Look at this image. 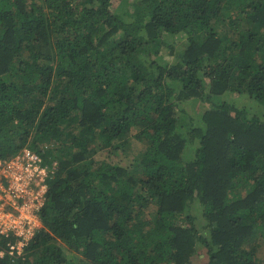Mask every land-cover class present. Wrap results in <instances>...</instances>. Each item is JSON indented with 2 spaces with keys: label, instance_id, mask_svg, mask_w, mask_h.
<instances>
[{
  "label": "trees",
  "instance_id": "trees-1",
  "mask_svg": "<svg viewBox=\"0 0 264 264\" xmlns=\"http://www.w3.org/2000/svg\"><path fill=\"white\" fill-rule=\"evenodd\" d=\"M235 95L264 111V0H0V159L50 168L40 228L0 264H191L198 245L264 264V117ZM128 135L131 163L94 159Z\"/></svg>",
  "mask_w": 264,
  "mask_h": 264
},
{
  "label": "built area",
  "instance_id": "built-area-1",
  "mask_svg": "<svg viewBox=\"0 0 264 264\" xmlns=\"http://www.w3.org/2000/svg\"><path fill=\"white\" fill-rule=\"evenodd\" d=\"M49 169L29 147L0 159V257L20 255L40 228Z\"/></svg>",
  "mask_w": 264,
  "mask_h": 264
},
{
  "label": "rangeland",
  "instance_id": "rangeland-1",
  "mask_svg": "<svg viewBox=\"0 0 264 264\" xmlns=\"http://www.w3.org/2000/svg\"><path fill=\"white\" fill-rule=\"evenodd\" d=\"M133 0H112V9L118 12H122L125 9H128L130 7V4ZM168 44H173L174 47L180 48L184 43L180 41L178 38L176 41L172 38L167 37ZM178 52V51H176ZM174 56L170 54V49L168 48V45L166 44L163 49L160 52V55L156 57V60L160 64L169 63L173 60ZM230 101H233V103L237 106H244L246 107L250 113H256L258 115H262L264 117V111L254 102L252 101H246L245 98H242L240 96H231ZM184 103H187L188 111L194 114V112L199 113L209 107L211 104L208 102H202L199 100H188ZM232 103V102H231ZM186 114V113H185ZM182 111H177V115L180 117L179 119L182 121L183 124H187L186 118H183V115H185ZM186 116V115H185ZM196 119V118H195ZM196 120L194 125L196 124ZM182 129L185 127L184 125L181 126ZM181 129V130H182ZM183 131V130H182ZM122 144V145H121ZM121 149L113 150L109 148H100L96 149L93 153V157L95 160H107L111 163H118L120 165H128L133 160V157L135 153H137V150H143V147H145V143H140L135 141V139L128 135L122 143H120ZM190 153V152H189ZM130 172V171H129ZM131 173V172H130ZM190 213L197 215L196 217L198 220H196V227L198 231H203L206 227L205 221L200 217L201 214V207L198 204V202L195 200L194 202H191L190 205ZM148 212L152 211V208L147 209ZM259 243L261 248H264V244L260 242ZM206 254L204 251V248L201 245L197 246L196 253L193 255L191 259V264H201L205 260Z\"/></svg>",
  "mask_w": 264,
  "mask_h": 264
}]
</instances>
